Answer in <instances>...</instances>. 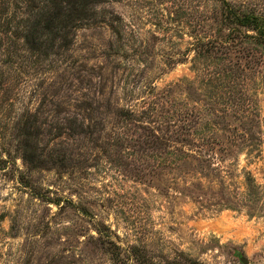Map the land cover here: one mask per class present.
Masks as SVG:
<instances>
[{
	"label": "rangeland",
	"instance_id": "1",
	"mask_svg": "<svg viewBox=\"0 0 264 264\" xmlns=\"http://www.w3.org/2000/svg\"><path fill=\"white\" fill-rule=\"evenodd\" d=\"M93 11L0 0V264H264V0Z\"/></svg>",
	"mask_w": 264,
	"mask_h": 264
},
{
	"label": "trees",
	"instance_id": "2",
	"mask_svg": "<svg viewBox=\"0 0 264 264\" xmlns=\"http://www.w3.org/2000/svg\"><path fill=\"white\" fill-rule=\"evenodd\" d=\"M104 2L105 0H22L30 10L37 9L38 15L41 16L40 21L32 26L31 33L40 28L41 31L56 32V38L60 31L64 30L66 39H69L81 22L93 16L95 6Z\"/></svg>",
	"mask_w": 264,
	"mask_h": 264
},
{
	"label": "water",
	"instance_id": "3",
	"mask_svg": "<svg viewBox=\"0 0 264 264\" xmlns=\"http://www.w3.org/2000/svg\"><path fill=\"white\" fill-rule=\"evenodd\" d=\"M242 262L246 263V261H245V260H242Z\"/></svg>",
	"mask_w": 264,
	"mask_h": 264
}]
</instances>
